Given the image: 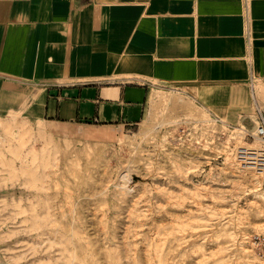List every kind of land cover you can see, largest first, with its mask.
<instances>
[{"label": "rangeland", "instance_id": "rangeland-1", "mask_svg": "<svg viewBox=\"0 0 264 264\" xmlns=\"http://www.w3.org/2000/svg\"><path fill=\"white\" fill-rule=\"evenodd\" d=\"M186 92L156 90L125 127L39 125L30 92L0 148V264H264V173L223 165L260 113L214 116Z\"/></svg>", "mask_w": 264, "mask_h": 264}, {"label": "crops", "instance_id": "crops-1", "mask_svg": "<svg viewBox=\"0 0 264 264\" xmlns=\"http://www.w3.org/2000/svg\"><path fill=\"white\" fill-rule=\"evenodd\" d=\"M256 84L264 0H0V148L30 92L39 125L125 127L164 89L214 116L261 113Z\"/></svg>", "mask_w": 264, "mask_h": 264}, {"label": "built area", "instance_id": "built-area-1", "mask_svg": "<svg viewBox=\"0 0 264 264\" xmlns=\"http://www.w3.org/2000/svg\"><path fill=\"white\" fill-rule=\"evenodd\" d=\"M253 122L252 130H249L243 123L239 125V133L244 144L235 148V159L240 169L252 170L257 173H264V114H259ZM251 141V142H250ZM258 145L253 146L252 142ZM251 250L264 258V230L253 233L250 237Z\"/></svg>", "mask_w": 264, "mask_h": 264}, {"label": "bare ground", "instance_id": "bare-ground-1", "mask_svg": "<svg viewBox=\"0 0 264 264\" xmlns=\"http://www.w3.org/2000/svg\"><path fill=\"white\" fill-rule=\"evenodd\" d=\"M170 100H171V104H173L174 103V105L177 103V102H174V100H173V96H170V98H169ZM170 103V102H169ZM241 120H242V118H241ZM243 123H242V121H240V126L242 125ZM238 130H239V128H238ZM234 134V137H237L238 138V136H242L240 133H239V131H237V132H235V133H233V132H230V135H233ZM228 140V139H227ZM226 140V141H227ZM237 143V142H236ZM242 144H244V141H242ZM241 143L240 144H238V145H242ZM238 145H236L235 146V148L238 146ZM252 145L253 146H256V145H258V143L255 141V142H252ZM235 148L234 149H232L231 148V151H230V147L229 146H227L226 148H225V151L224 152H226V154H225V162H223V165H224V167L225 168H227V169H229L230 170V172H231V177H232V179H235V180H238V181H242L243 180V175H241V174H238V173H236V172H233V169H235V165L237 164V162H236V159H235ZM192 152V151H191ZM236 168H237V166H236ZM242 170H245V169H242ZM255 172V171H254ZM257 173V172H256ZM257 174H262V172L261 173H257ZM123 182H122V187L123 188H129L130 187V183H131V181H130V177H129V175H128V173H125L124 175H123ZM247 243H248V239H247ZM250 245H251V243H250ZM250 247V246H249ZM251 249V248H250ZM259 264H263V263H259Z\"/></svg>", "mask_w": 264, "mask_h": 264}]
</instances>
